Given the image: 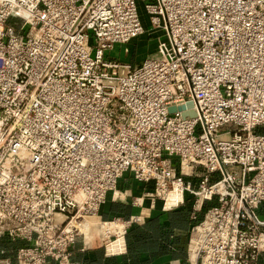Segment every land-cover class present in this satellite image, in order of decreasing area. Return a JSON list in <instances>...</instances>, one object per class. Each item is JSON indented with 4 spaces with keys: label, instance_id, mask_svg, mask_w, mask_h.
<instances>
[{
    "label": "built area",
    "instance_id": "built-area-1",
    "mask_svg": "<svg viewBox=\"0 0 264 264\" xmlns=\"http://www.w3.org/2000/svg\"><path fill=\"white\" fill-rule=\"evenodd\" d=\"M139 1L166 41L131 67L107 53L144 32ZM126 172L164 202L178 191L169 206L216 198L190 264H257L264 0H0V237L21 242L16 264H81L72 247ZM132 221L99 218L106 254Z\"/></svg>",
    "mask_w": 264,
    "mask_h": 264
},
{
    "label": "crops",
    "instance_id": "crops-1",
    "mask_svg": "<svg viewBox=\"0 0 264 264\" xmlns=\"http://www.w3.org/2000/svg\"><path fill=\"white\" fill-rule=\"evenodd\" d=\"M185 180H191L197 186V181L192 178L186 177ZM153 192V182L138 181L126 172L119 179L116 191L107 194L99 211V218L105 221L133 219L125 234L126 251L109 255L104 251L101 236L92 239L80 236L72 247V260L81 264H190L191 259L194 263V245H191L189 258L191 230L204 218L206 210L217 202L202 211V205L207 201L198 207L194 196L185 193L178 204L169 206L180 200L179 193L173 194L165 204L153 197ZM254 215L264 222V202L254 209ZM94 222L98 223L97 220ZM259 227L264 232V226ZM20 246V241L0 237V260L6 258L16 264V252ZM257 264H264V250Z\"/></svg>",
    "mask_w": 264,
    "mask_h": 264
},
{
    "label": "rangeland",
    "instance_id": "rangeland-1",
    "mask_svg": "<svg viewBox=\"0 0 264 264\" xmlns=\"http://www.w3.org/2000/svg\"><path fill=\"white\" fill-rule=\"evenodd\" d=\"M139 11L143 19L144 23V32L139 35L138 37L132 39L127 44H115L108 52V55L114 58L118 63L121 64H129L131 67H134L138 65L141 61L148 59V58H157L160 56L159 49L160 45L166 41V35L165 31L161 27L153 26L149 18L147 17L143 2L139 1ZM9 24L13 26H17L18 22L17 20H14V18H11L8 21ZM125 47L127 48V51H125ZM107 56L109 59L110 57ZM120 70H123V68H120ZM233 126L231 124H226L220 128V132H224L227 130H231ZM189 172V170H188ZM211 180L219 178V173H213L210 175ZM192 178L194 181H197V177H187ZM94 219H97L99 222L98 217H93ZM89 219V218H88ZM98 226L101 224L97 223ZM101 227V226H100ZM101 229L100 232H98ZM102 233V228H97L95 231L92 232L91 237L88 239H92L94 236H100Z\"/></svg>",
    "mask_w": 264,
    "mask_h": 264
},
{
    "label": "bare ground",
    "instance_id": "bare-ground-1",
    "mask_svg": "<svg viewBox=\"0 0 264 264\" xmlns=\"http://www.w3.org/2000/svg\"><path fill=\"white\" fill-rule=\"evenodd\" d=\"M188 170H189V172H190V170L191 169H189V168H186L185 169V171L186 172H188ZM177 193H179L178 191H171L169 194H168V197H167V199H166V201H165V204H166V202H167V200L169 199V198H171V197H173L172 195L173 194H177ZM93 219V217H90L89 219H87V221H86V223H85V226H84V228H83V232L85 233V235H86V237L87 238H90L91 237V234H92V232L93 231H95L96 230V227L98 226L94 221H96V220H92ZM98 222V221H97ZM99 224H100V222H98ZM101 226V225H100ZM93 238V237H92Z\"/></svg>",
    "mask_w": 264,
    "mask_h": 264
},
{
    "label": "water",
    "instance_id": "water-1",
    "mask_svg": "<svg viewBox=\"0 0 264 264\" xmlns=\"http://www.w3.org/2000/svg\"><path fill=\"white\" fill-rule=\"evenodd\" d=\"M183 108H184V107H181L180 109H183ZM169 110H170V111H174V110H175V107H174V106H171V107L169 108ZM182 115H183V116H186V115H187V116H194L195 113H194L193 111H184V112L182 113ZM245 208H246L248 214L250 215V217L256 222V224H258L259 226H264V222L259 221V220L256 218V216L254 215L253 211H252L247 205H245Z\"/></svg>",
    "mask_w": 264,
    "mask_h": 264
},
{
    "label": "trees",
    "instance_id": "trees-1",
    "mask_svg": "<svg viewBox=\"0 0 264 264\" xmlns=\"http://www.w3.org/2000/svg\"><path fill=\"white\" fill-rule=\"evenodd\" d=\"M216 202H217L216 198H213V199H211V200H209L207 202H204L203 205H202V208H201L202 211L207 209L208 206L215 204Z\"/></svg>",
    "mask_w": 264,
    "mask_h": 264
}]
</instances>
